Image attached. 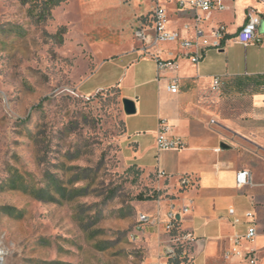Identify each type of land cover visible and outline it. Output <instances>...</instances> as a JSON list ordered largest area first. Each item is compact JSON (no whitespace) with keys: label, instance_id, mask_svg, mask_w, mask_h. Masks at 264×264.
<instances>
[{"label":"rangeland","instance_id":"374dc122","mask_svg":"<svg viewBox=\"0 0 264 264\" xmlns=\"http://www.w3.org/2000/svg\"><path fill=\"white\" fill-rule=\"evenodd\" d=\"M93 1L67 0L53 10L52 19L37 23L29 5L0 0L2 264H190V248L172 241L164 228L156 241L146 232L151 220L162 223L154 208L175 197L160 189L162 177L133 159L136 144L126 137L121 91L89 90L110 77L116 62L106 61L87 83L100 66L87 30L109 18L102 12L107 1L94 3V9ZM121 1L126 6L139 4L143 12L153 5L152 0ZM135 15L133 30L145 20L140 13ZM169 18L174 27L176 15L169 11ZM216 19L215 15L203 23L206 31ZM134 39L138 47L145 45L136 35ZM228 46L232 65L247 60L249 69H263V52L246 51L238 43ZM138 68L156 76L155 59L141 60ZM256 88L247 81H225L221 89L211 88L212 112L226 142L249 160L255 155L230 140H237L240 123L248 125L264 147V114L253 110ZM128 118L132 133L141 132L138 117ZM138 136L144 145L154 141L144 130ZM260 175L264 180V172ZM258 191L264 192V183ZM158 192L157 199H141ZM142 214L152 219L142 222Z\"/></svg>","mask_w":264,"mask_h":264},{"label":"crops","instance_id":"0c3cea01","mask_svg":"<svg viewBox=\"0 0 264 264\" xmlns=\"http://www.w3.org/2000/svg\"><path fill=\"white\" fill-rule=\"evenodd\" d=\"M99 1H107L102 12L103 18H109L107 23L91 25L87 30L88 43L96 62L100 65L92 71L87 83L106 61L116 62L110 69V77L94 83L89 90L117 88L121 91L122 98L135 100L137 112L133 115L138 117V125L142 127L137 131L144 130L145 134H152L154 141L150 145H144L138 136L141 132L132 133L128 118L132 115H127L126 137L136 144L135 149H131V155L147 172H154L162 177L160 189L175 197L162 201L156 209L157 212L154 208V212L163 218L162 223H158L156 218L151 220L152 216L148 215L151 223L146 227V232L156 241L163 228L167 231L168 213L175 204L176 213L180 216V230L191 232L197 238L189 250L190 264H249L247 259L227 257L226 253L231 247L230 238L245 233L248 227L246 213L253 211L256 215L258 236L251 244L244 242L243 247L255 248L258 264H264V192L261 194L258 191L264 183V180L260 179L264 170L258 168L259 163H262L264 147L249 133L248 125L245 127L239 123L237 140L230 141L252 152L255 159L249 160L247 154L235 152L230 146L233 144L226 142L228 138L222 132L221 123L214 117L211 108L212 81L214 76L219 75L225 81H247L255 84L257 90L253 93V110L256 115L264 114V67L249 69L247 60L243 65H232L228 59L231 48L228 42L236 43L235 37L247 22L250 10L259 12L264 22V0H225L227 8L221 12L215 11L211 16H217L215 23L210 25L208 31L203 26L212 43L215 42L211 38L213 29L224 27V45L219 49H208L199 64H195L187 56V51L179 40L160 41L150 47L148 44L137 46L134 38L138 28H144L150 35L155 34L150 20L151 9L143 12V7L139 4L126 6L121 0H94L91 5L93 9L94 3ZM91 6L88 9H92ZM168 9L171 16L176 15L178 21L174 27L170 26L171 29L182 37L193 36L192 29L180 27L194 24L192 14L178 10L174 4H168ZM136 13L143 15L145 20H139L133 30L130 23ZM263 24L261 23L258 30L259 40L246 46V51L264 53ZM168 43H171L172 47H169ZM146 47L148 54H145ZM135 54L140 59L134 57ZM157 57L176 61L177 68L164 69L160 73ZM154 59L156 76L145 74L138 68L141 60ZM173 78H178L179 81L177 93L169 90ZM161 119L168 120L173 126L174 135L182 136L186 140L184 148L158 149L156 139ZM243 169L251 172L252 182L249 186L240 188L236 176ZM185 175L192 178L193 183L189 186L181 184V177ZM186 205L190 206L189 210L180 211L181 207ZM234 216L241 218L240 224H234ZM155 229L158 230L157 233Z\"/></svg>","mask_w":264,"mask_h":264},{"label":"built area","instance_id":"2783aa9c","mask_svg":"<svg viewBox=\"0 0 264 264\" xmlns=\"http://www.w3.org/2000/svg\"><path fill=\"white\" fill-rule=\"evenodd\" d=\"M168 4H174L178 10L190 12L195 19L193 27L186 24L187 30H193L194 35L191 37H182L178 32L170 27L169 9ZM227 8L225 0H153V5L150 12V20L154 26L155 34L150 35L146 33L144 28L136 30V37L141 42L153 46L160 41L179 40L181 46L187 51V56L195 63L199 64L206 55L208 49L214 47L219 49L223 46V41L226 38L224 27L219 26L212 31L214 43L211 42L210 37L206 34L203 23L209 20L215 11H224ZM247 22L242 26L235 37V42L244 46H248L258 39V30L262 23V16L255 10H250ZM145 52L148 47L144 48ZM158 71L161 73L164 69H176L177 63L174 60H165L157 57ZM225 80L222 76H214L212 81V89L219 90L223 86ZM169 90L172 93L179 91L178 78H173L169 85ZM157 147L159 150L175 149L179 150L186 146V140L182 136L173 134V126L169 124L168 120L161 119L158 136L156 139ZM165 175L164 172H161ZM237 185L240 188L249 186L252 182V174L249 170H240L236 176ZM182 186H189L193 183L191 176L185 175L181 177ZM190 206L183 207V212H187ZM248 219V227L243 234H236L230 238L231 247L227 251V257L235 256L244 258L249 261V264H258L257 250L255 248H244V242L251 244L258 236V228L256 225V215L253 211L246 213ZM142 222L150 221V216L142 214L140 217ZM241 218L234 216V224H240ZM166 230L172 236L174 242H181L183 247L190 248L197 238L191 232L181 231L179 228L178 214L176 213L175 206L168 213V221L166 223ZM190 250V249H189ZM185 253H188L185 250ZM168 255L172 257L174 251L170 250ZM180 264V263H178Z\"/></svg>","mask_w":264,"mask_h":264},{"label":"trees","instance_id":"16d2710c","mask_svg":"<svg viewBox=\"0 0 264 264\" xmlns=\"http://www.w3.org/2000/svg\"><path fill=\"white\" fill-rule=\"evenodd\" d=\"M22 4L29 5L31 15L34 17L37 23L47 22L53 17V10L60 6L67 0H20ZM65 27H63L58 33H62ZM161 196L158 192L151 196L141 197L143 200H153ZM179 263V262H178Z\"/></svg>","mask_w":264,"mask_h":264},{"label":"water","instance_id":"95a60500","mask_svg":"<svg viewBox=\"0 0 264 264\" xmlns=\"http://www.w3.org/2000/svg\"><path fill=\"white\" fill-rule=\"evenodd\" d=\"M123 104H124V110L127 115H133L137 112V106H136L135 100L130 99V98H124ZM178 218H180V216H178Z\"/></svg>","mask_w":264,"mask_h":264},{"label":"bare ground","instance_id":"6f19581e","mask_svg":"<svg viewBox=\"0 0 264 264\" xmlns=\"http://www.w3.org/2000/svg\"><path fill=\"white\" fill-rule=\"evenodd\" d=\"M2 253H0V264H2V257H1Z\"/></svg>","mask_w":264,"mask_h":264}]
</instances>
